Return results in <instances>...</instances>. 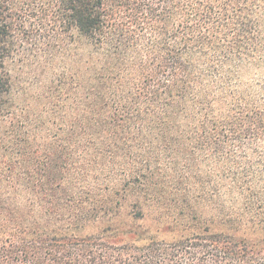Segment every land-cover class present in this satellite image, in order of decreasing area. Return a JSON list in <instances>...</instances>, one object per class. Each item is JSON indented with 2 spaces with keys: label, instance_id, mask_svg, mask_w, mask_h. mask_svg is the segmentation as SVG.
Here are the masks:
<instances>
[{
  "label": "trees",
  "instance_id": "1",
  "mask_svg": "<svg viewBox=\"0 0 264 264\" xmlns=\"http://www.w3.org/2000/svg\"><path fill=\"white\" fill-rule=\"evenodd\" d=\"M11 121L0 264H264V0H0Z\"/></svg>",
  "mask_w": 264,
  "mask_h": 264
},
{
  "label": "rangeland",
  "instance_id": "2",
  "mask_svg": "<svg viewBox=\"0 0 264 264\" xmlns=\"http://www.w3.org/2000/svg\"><path fill=\"white\" fill-rule=\"evenodd\" d=\"M45 79L46 76L43 75L42 80L39 78L38 82L42 84L45 82ZM30 80L33 81V78L30 77ZM32 125L35 126L36 123L33 122ZM45 126L46 128L48 127L47 124ZM2 130L4 131L0 133V191H5V196L12 198V183L18 180V174L24 164L30 168H37L39 172L37 173V177L42 178L41 180L45 183V187L48 190H53L54 197L58 196L60 194L59 190L56 191V186H54L58 182L57 172L53 165L54 160H52L54 156L41 150L37 151L36 148V145L43 143L42 139L38 138L39 140L37 139L33 142L30 138L24 141H16L14 144L12 143V121L7 123ZM48 139L53 142L52 144L57 146L58 141L56 139ZM21 177L27 178V175L21 174ZM50 186L54 187L49 188Z\"/></svg>",
  "mask_w": 264,
  "mask_h": 264
}]
</instances>
